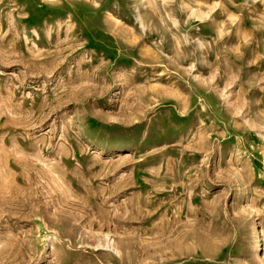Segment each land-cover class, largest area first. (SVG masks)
<instances>
[{
	"label": "rangeland",
	"instance_id": "374dc122",
	"mask_svg": "<svg viewBox=\"0 0 264 264\" xmlns=\"http://www.w3.org/2000/svg\"><path fill=\"white\" fill-rule=\"evenodd\" d=\"M0 264H264V0H0Z\"/></svg>",
	"mask_w": 264,
	"mask_h": 264
}]
</instances>
